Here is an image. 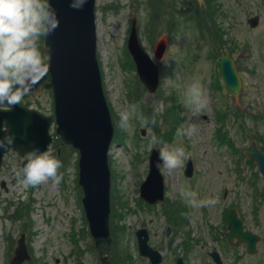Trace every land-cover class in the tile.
<instances>
[{
  "label": "rangeland",
  "instance_id": "rangeland-1",
  "mask_svg": "<svg viewBox=\"0 0 264 264\" xmlns=\"http://www.w3.org/2000/svg\"><path fill=\"white\" fill-rule=\"evenodd\" d=\"M192 1L176 0L178 8L183 10L191 8ZM205 1L197 0V3L203 5ZM216 3L220 5L215 15L216 26L226 32L223 37L228 40L221 46L210 41L209 34L201 36L194 23V9L186 11L188 19L178 32L166 31L161 14L157 23L162 25L157 26L155 34H150L146 26L150 0H97L98 57L105 92L119 126L120 114L131 112V106H136L126 127H120L124 142H114L110 152L111 168L116 175L115 183L112 177V264H122L126 254L131 255L130 264H151L149 257L141 255L138 249L136 231L142 227L149 231V244L162 254L160 264H176L179 257L184 264H215L210 255L213 250L220 252L223 264H264V178L257 164L243 157L244 148L253 140L264 147V0H217ZM133 12L138 17L141 39L151 55L158 39L167 34L168 49L160 62L161 83L155 93L138 83L136 67L129 63L127 42ZM255 15L260 16V21L258 26L251 27L248 19ZM43 43L41 37L39 48L46 61ZM232 48L231 55L242 78L237 97L225 90L222 80L220 88L213 85L219 79V56ZM213 52L219 53L216 59L211 58ZM194 82L207 97L204 107L188 103L185 93ZM172 95L176 96L175 102L169 98ZM24 99L30 102L29 107L53 115L49 75ZM175 104L182 117L178 129L195 130L183 136L176 132L171 137L173 140L159 141L162 150L184 147L187 155L176 169L162 168L166 200L147 207L140 198V185L149 171L150 140L158 136L143 110L150 109L163 116ZM225 111L230 114L223 130L238 148L236 153L218 138L220 115ZM236 112L244 115L243 129L234 115ZM158 125L162 133L169 129V123L162 119ZM57 149L56 145L48 152L53 155ZM190 155L194 170L189 177L185 175V164ZM23 159L10 152L0 170V264L10 263L22 233L26 234L32 255L24 264H79L76 253L79 251L83 264H102L92 237L87 234L88 225L79 199L78 152L64 162L65 175L60 183L49 180L27 189L19 185L13 173V169L21 168ZM3 179L5 188L1 186ZM189 190L197 194L198 201L211 199L214 203L191 206L184 195ZM21 201L31 206L29 227L24 226L25 218L12 216L15 205ZM183 203L188 207L186 223L181 215L174 216L172 221L167 209ZM232 207L238 209L246 228L261 235L257 253L248 254L245 244L240 247L228 244L226 212ZM181 211V214L186 211L185 205ZM168 227L171 232L166 235ZM74 237L79 240V250H75Z\"/></svg>",
  "mask_w": 264,
  "mask_h": 264
},
{
  "label": "water",
  "instance_id": "water-1",
  "mask_svg": "<svg viewBox=\"0 0 264 264\" xmlns=\"http://www.w3.org/2000/svg\"><path fill=\"white\" fill-rule=\"evenodd\" d=\"M51 3L60 19L59 27L46 36L45 49L50 55L58 123L56 136L60 135L65 143L77 147L80 151L79 181L84 191L83 204L86 216L100 259L104 264H110L108 254L112 248L113 237L110 230L111 171L108 151L113 139L114 125L97 59V29L94 15L96 0H88V3L79 10L69 6L70 0H51ZM249 22L254 27L258 25L259 17H253ZM128 46L142 82L154 92L159 85L160 68L141 44L135 16ZM166 47L167 43L163 38L157 44L156 59L160 60L164 56ZM221 71L228 92L235 96L239 95L240 75L233 58L227 54L222 55ZM52 121V117L19 105L10 109H0V125L3 126L0 135L9 131L13 133L16 141L11 149L17 150L21 155L31 151L33 147L46 151L53 141V136L49 135ZM7 151L9 150L0 151V165ZM245 153L258 163L259 170L264 176V153L256 142L253 141L245 149ZM158 158L159 153L155 147L150 155V172L141 185V197L151 204L164 200V177L161 168L156 167ZM192 171L190 159L186 174L192 175ZM137 235L141 253L150 256L152 264H159L162 255L149 245L147 229H140ZM227 237L234 245L247 242L250 253L257 251L260 236L244 228L236 209H232L230 214ZM235 238L238 241H234ZM211 254L217 264H222L218 252ZM29 258L23 235L11 264H21ZM177 264H183L181 258Z\"/></svg>",
  "mask_w": 264,
  "mask_h": 264
},
{
  "label": "clouds",
  "instance_id": "clouds-1",
  "mask_svg": "<svg viewBox=\"0 0 264 264\" xmlns=\"http://www.w3.org/2000/svg\"><path fill=\"white\" fill-rule=\"evenodd\" d=\"M88 0H70L73 9H82ZM60 25L57 10L51 0H0V106L14 107L31 94L48 72L47 64L41 54L40 38L53 33ZM163 62V61H162ZM188 103L197 107L207 105V97L198 83H192L186 90ZM136 106L131 112L120 114V127L128 124ZM0 125V130H2ZM194 128L178 129V135H191ZM16 137L6 132L0 135V151L10 150ZM150 145L156 147L159 158L156 167L174 170L183 164L186 158L184 147L174 151L160 150L159 139L153 136ZM25 163L19 169H13L20 186L27 189L46 181L60 183L62 174L59 169L62 162L50 152L33 147L25 156ZM193 207L214 203V200H197L194 191L184 193Z\"/></svg>",
  "mask_w": 264,
  "mask_h": 264
},
{
  "label": "trees",
  "instance_id": "trees-1",
  "mask_svg": "<svg viewBox=\"0 0 264 264\" xmlns=\"http://www.w3.org/2000/svg\"><path fill=\"white\" fill-rule=\"evenodd\" d=\"M207 2H208V5H210V6H208V9H210V14L214 13L213 12L214 7L212 6L213 5L212 0H207ZM163 8L167 12V15H169L166 18V20L168 23L167 25L170 28V31L176 32L180 28L181 23H178L179 18H176V11H175L176 10V4H175L174 0H156L154 3V11H153L155 17L150 18L148 23H153L155 21V18L157 19V17L161 15ZM159 19L160 18H158V20ZM155 23L157 26L158 23L157 22H155ZM155 23L153 26L154 29H155ZM209 28H210L212 34L215 36L216 39L222 40V36L224 35V33L215 25V23H211L209 25ZM138 99H139V97L136 98V100H138ZM152 115H153V113L151 111H148L149 120L151 119ZM62 161H63V159H62ZM27 212H28L27 208L22 207L17 211V216L26 217V219L29 220V215ZM173 213H172V215H173ZM113 231H114V229H113ZM131 262H132L131 255L126 254L125 259L123 260L122 264H130ZM80 264H83V263L80 262Z\"/></svg>",
  "mask_w": 264,
  "mask_h": 264
}]
</instances>
